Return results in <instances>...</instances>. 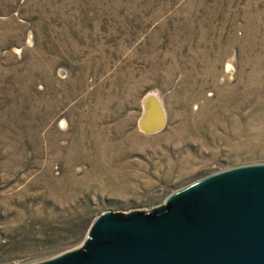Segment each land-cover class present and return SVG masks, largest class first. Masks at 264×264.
I'll return each mask as SVG.
<instances>
[{"label":"rangeland","instance_id":"obj_1","mask_svg":"<svg viewBox=\"0 0 264 264\" xmlns=\"http://www.w3.org/2000/svg\"><path fill=\"white\" fill-rule=\"evenodd\" d=\"M147 95L159 132L140 127ZM255 163L264 0H0V264Z\"/></svg>","mask_w":264,"mask_h":264},{"label":"water","instance_id":"obj_2","mask_svg":"<svg viewBox=\"0 0 264 264\" xmlns=\"http://www.w3.org/2000/svg\"><path fill=\"white\" fill-rule=\"evenodd\" d=\"M145 101L141 129L153 133L165 112ZM33 264H264V163L203 177L151 211L104 212L82 246Z\"/></svg>","mask_w":264,"mask_h":264},{"label":"bare ground","instance_id":"obj_3","mask_svg":"<svg viewBox=\"0 0 264 264\" xmlns=\"http://www.w3.org/2000/svg\"><path fill=\"white\" fill-rule=\"evenodd\" d=\"M158 100V99H157ZM160 101V100H159ZM158 101V102H159ZM161 102V101H160ZM159 102V103H160ZM160 105H161V103H160ZM145 106H146V102H145V104H144V108H145ZM161 107L163 108V106L161 105ZM163 111L165 112V110H164V108H163ZM142 122H144V116L142 117V119H141V121H140V127H141V124H142ZM165 125H166V115H165V113H164V126H163V128L165 127ZM162 128V129H163ZM162 129H160V130H158V132L159 131H161ZM142 130V129H141ZM144 133H146V131H144V130H142ZM157 132V131H156ZM153 133H155V132H153Z\"/></svg>","mask_w":264,"mask_h":264}]
</instances>
